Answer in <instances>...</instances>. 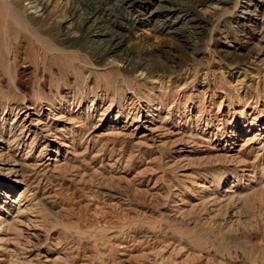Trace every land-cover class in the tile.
<instances>
[{"label": "rangeland", "instance_id": "1", "mask_svg": "<svg viewBox=\"0 0 264 264\" xmlns=\"http://www.w3.org/2000/svg\"><path fill=\"white\" fill-rule=\"evenodd\" d=\"M45 1L50 9L56 7L59 9L56 12L57 17L51 23L52 27L57 28L60 18L65 15L60 4L61 0ZM179 1L185 0H147L151 9L170 8L173 3ZM234 1L222 4L218 0H205V3L197 6V12L203 15L214 16V13L229 12L220 14L222 17L218 18L220 20L207 23L200 34H188L186 42L190 49L180 52L178 63L177 61L171 63L169 68V75L177 79L179 86L184 83L193 85L192 89H194L205 83L217 86L223 82L229 86L234 84L241 86V90H245L253 82H264V63L253 57L264 43L259 40L260 34L250 32L262 26L264 3L261 2L258 12H255L252 11L251 6L246 7L245 4L252 1L239 0L235 9ZM142 6L145 8L136 3L120 7L116 10L117 21L109 26L110 29L123 31L125 25H130L129 22L132 23L134 17L139 15V19H143L144 22L134 25V40H142L148 44L163 40L173 44L183 42V39L168 34L166 29L156 30L158 26L156 18L148 16L150 14L148 5ZM250 10L251 15L250 12H244ZM138 11H141V14ZM177 16L178 18L170 15L169 23L182 27L186 16L183 13H178ZM7 20H4L5 22L2 20V23L6 24ZM69 23L67 20L64 24L70 25ZM237 23L241 24V27H237ZM39 25L46 30L48 28L47 24ZM4 29L8 32L7 26ZM18 43L20 48L16 50L15 61H11L9 50H12L14 45L12 35L0 39L1 85L10 87L11 90L15 89V85L18 87L27 85L34 90L43 87L46 93L50 87L63 85L67 78L73 81L75 76L67 65L48 57L44 60L45 63L42 60L37 64L24 50L23 40L18 38ZM58 51L61 53L66 50ZM81 57L92 68L91 71H99L90 75L89 80L87 79L92 89L96 88L95 79L102 77L101 73H105L110 89L113 87L119 92L127 90L129 93L133 91L132 96L137 99L138 105H143L142 101L147 91L156 92L155 83L152 82L155 78L153 75H139L137 72L125 71L117 58L107 57L104 62L96 63L88 53L81 54ZM135 81H139L141 85L138 84L139 90L135 88ZM170 83L167 82L168 85ZM161 98L163 99L162 96ZM118 101L119 97L116 95L112 113L116 111ZM207 101L206 98L204 102L210 104ZM120 112L122 115L116 122L118 127L125 121H130L126 108ZM210 115L214 116V111H211ZM6 120L9 121V117ZM214 123L215 121L212 122ZM107 124L106 121L105 126L99 129L108 131L112 123ZM191 125L196 126V123L193 122ZM101 136H92L93 138L88 141L87 138L81 140L82 137H79L75 146L61 147V155H58L57 159L63 162L61 158L66 157L64 162L68 166L62 165L61 169L50 167L51 173L55 171L56 174H50L48 171L46 175L49 176L47 178L49 180L46 179L42 187L50 189L53 197L50 203L44 205L45 207L40 203L36 204L39 206L37 208H43L44 212L48 213L49 218L59 223L53 224L54 226L50 228V230L54 229L50 232L52 235L47 237L41 233L42 235L34 240L37 246L30 258H27L28 254H24V251L14 256L1 251L0 264H28L29 261V264H36L35 261L37 264H44L41 258L34 257L37 252H47L52 258L59 255L62 264H126L122 261L123 258L129 255L137 256L144 251V248L149 249L152 244L164 247V252L161 255H150L146 262L137 260L136 264H176L185 257L189 260V264H264V161L262 158L257 160L253 172L246 173L240 171L239 163L226 156L227 154H223L226 152L220 148L222 143L216 146V150H206V146L210 144L202 143L201 146H194V153H197L195 156H201L200 153L205 151L207 155L214 156L208 162L190 165L187 168L188 172L195 177L184 179L185 177L180 176V168L170 166L171 162H167L168 158L173 159L177 156L174 149L171 148L170 151L168 148L157 146L146 147L136 143L134 145V141L120 136H116L117 138L103 134ZM240 143L239 140L233 146L235 151L240 147ZM2 148L7 150L6 142ZM40 149V143L35 145L31 156H36ZM190 149L188 146L184 148L185 151ZM23 151L18 152L15 158L24 157ZM64 152L65 157H63ZM49 153L47 149L43 155L51 159L55 157ZM256 153L253 150L248 154L251 158ZM194 181L203 182L217 197H220L222 191L230 185L239 189V193L234 199L219 200L220 202L217 200L219 203L215 201L210 206L199 207L190 213L175 212L174 210L183 200L192 201L191 183ZM22 187L23 185H19L15 193L11 194L17 195ZM39 194L40 192L37 195ZM107 194L110 196L108 197ZM13 213L14 209L8 216ZM66 222L71 226L70 229L64 227ZM8 234H0L1 241L5 242L2 238L6 236V241H9L12 236L10 241L14 243L17 238L16 233L9 229ZM57 236L61 237L59 242L51 239ZM18 240L23 241L21 238ZM173 246L175 249H172ZM32 256L35 260L31 259ZM59 262L58 264H61ZM135 263L133 260L129 262V264Z\"/></svg>", "mask_w": 264, "mask_h": 264}, {"label": "bare ground", "instance_id": "2", "mask_svg": "<svg viewBox=\"0 0 264 264\" xmlns=\"http://www.w3.org/2000/svg\"><path fill=\"white\" fill-rule=\"evenodd\" d=\"M204 1L185 0L173 3L170 8L151 9L147 0H61L60 4L65 17L62 16L57 28H54L51 23L57 17L56 12L59 9L57 7L50 9L45 0H0V39L12 35L14 40L12 50H9L11 52L9 59L15 61L16 50L21 45L20 42V45L18 43L19 38L23 40L26 53L28 52L37 64L48 57L67 65L75 76L73 81L67 78L63 85L50 87L46 93L43 87L34 90L27 85L20 87L15 85V89L11 90L10 87L0 84V234L9 235V229H11L16 233L17 238L20 236L19 238L23 240L21 242L19 238H16L13 243L10 241L12 236L8 237L9 241H6L7 236L1 237L5 242L0 239V243H3L0 245V252L14 256L24 251V254H28L27 258H30L37 246L34 240L38 239L41 233L47 237L52 235L50 228L59 222L49 218L48 213L46 214L43 208H37L39 206L36 204L40 203L45 207V204L50 203L53 197L52 192L42 187L49 177L46 173L50 171V167L61 169L62 165L68 166L64 162L65 150L63 156L65 158H61L63 162H60L57 156L61 155L62 146H75L79 137H82L81 140L87 138L88 141L93 138L92 136L100 137L102 134L113 136V138L120 136L134 141V145L136 143L146 147L157 146L168 148L170 151L172 148L177 156L175 155L173 159L168 158L167 162H171L170 166L180 168L181 174H179L185 177L184 179L195 177L188 172L187 168L190 165L208 162L214 156L207 155L206 151L202 153V150H199L201 156H195L197 153H194V146H201L202 143L210 144L206 146V150H216V146L222 143L220 148L226 152L223 154H227L226 156L239 163L242 172H253L257 160L262 158L264 161V82H253L245 90H241V86L234 84L231 87L223 82L217 86L205 83L201 87L192 89L193 85L183 83L179 86L177 79L169 75L170 64L176 61L178 63L180 52L190 49L186 42L188 34H200L207 23L220 20L218 19L222 18L220 14L229 12L214 13L215 17L199 14L196 8ZM218 1L222 4L231 2V0ZM249 1L252 3H245L246 7L251 6L252 11L255 12H258L261 2L264 3V0ZM135 3L142 8H145L142 5L149 6L148 16L155 17L158 23L156 30L166 29L168 34L183 39V42L173 44L163 40L148 44L140 39V41L134 40V25L144 22L143 19H139V15L134 17L132 23L129 22L130 25H125L123 31L110 29L109 26L117 21L116 10ZM238 4L239 0H235L233 8L235 9ZM138 12L141 14V11ZM244 12H250L249 15H251V10ZM178 13L186 16L182 27L169 23L171 21L169 16L175 15L178 18ZM5 17H8V20ZM261 19L262 26L250 32L260 34L259 40L264 43L263 15ZM2 20L8 22L4 24L5 21L2 23ZM67 20L70 25L64 24ZM39 24H47V30ZM237 25L241 27V24L237 23ZM6 26L8 32H5ZM58 50L66 51L60 53ZM83 53H88L96 63L104 62L107 57H114L125 71L137 72L139 75H153L155 78L152 82L155 83L156 92L147 91L142 101L143 105H138L137 99L135 100L132 96L133 91L129 93L127 90L119 92L113 87L110 89L107 75L101 71L102 77H95L96 88L92 89L88 78L99 71H91L92 68L81 57ZM253 57L264 63V44ZM35 67L38 70V67ZM126 80L128 82L127 78ZM168 81L171 82L170 85L167 84ZM138 84L139 81H135L136 90H139L141 86ZM116 95L119 97V105L112 113ZM206 98L210 104L204 102ZM125 108L130 121H125L118 127L117 119L122 115L120 111ZM211 111H214V116L210 115ZM113 115L114 118H112ZM7 117L9 121L6 120ZM106 121L112 124L107 126L108 131H102L99 128L105 126ZM214 121L215 123L212 124ZM193 122L196 126L191 125ZM239 140L240 147L235 151L233 146ZM4 142L7 143V150L2 148ZM39 143L41 145L39 153L31 156L33 147ZM186 146L191 148L190 151L184 150ZM47 149L49 154L52 153L55 157L51 159L43 155ZM22 150H24V157L16 159L15 155ZM253 150L257 153L255 156L251 154L250 158L248 153ZM231 151L235 152L231 153ZM52 173L50 171V174ZM19 185H23L22 190L17 195L11 194L15 193ZM191 185L192 201L183 200L181 205L176 207L175 212L190 213L199 207L210 206L217 200L234 199L239 193V189L230 185L222 191L220 197H217L203 182L194 181ZM107 196L110 195L107 194ZM13 209L14 213L9 217V212ZM66 223L64 227L70 229L71 226ZM51 239L59 242L61 237H51ZM158 246L152 244L149 249L144 248V251L137 256L124 255L126 258L122 261L126 264H129L131 260L134 263L137 260L146 262L150 255H161L164 252V247ZM172 249H175L174 246ZM26 256H24L25 259ZM34 257L41 258L44 264H58L62 260L59 255L52 258L47 255V252H37ZM34 257L32 256L31 259ZM35 262L37 264V261ZM176 264H189V260L185 257Z\"/></svg>", "mask_w": 264, "mask_h": 264}]
</instances>
